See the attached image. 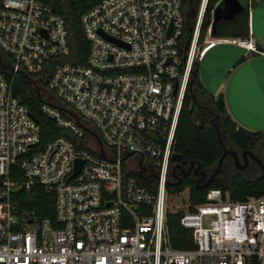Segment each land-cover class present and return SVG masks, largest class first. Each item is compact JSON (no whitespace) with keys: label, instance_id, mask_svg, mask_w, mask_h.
<instances>
[{"label":"built area","instance_id":"built-area-1","mask_svg":"<svg viewBox=\"0 0 264 264\" xmlns=\"http://www.w3.org/2000/svg\"><path fill=\"white\" fill-rule=\"evenodd\" d=\"M207 1L181 54L186 0H102L81 17L90 50L73 65L55 62L71 51L64 17L43 0H0V48L15 73L53 66L57 103L42 111L72 132L36 150L40 126L0 70V264H264V194L238 201L210 188L192 205L184 189L175 213L195 247L170 242L168 200L178 194L167 186ZM211 27L205 42L257 51L247 38L211 39ZM36 186L54 196L53 219L21 208Z\"/></svg>","mask_w":264,"mask_h":264},{"label":"trees","instance_id":"trees-1","mask_svg":"<svg viewBox=\"0 0 264 264\" xmlns=\"http://www.w3.org/2000/svg\"><path fill=\"white\" fill-rule=\"evenodd\" d=\"M54 12L61 15L66 20L69 32L70 54L60 55L55 58L56 63L86 65L89 55L90 44L86 39L82 25V15L91 7L102 0H43ZM220 0H208L201 27L200 41H203L207 30L212 25L211 34L214 30L213 12ZM202 0H186L187 24L180 40V52L184 53L187 40L193 31L196 19L199 13ZM217 34V33H216ZM246 35V34H245ZM244 34L232 33L231 36H245ZM243 60V59H242ZM0 70L8 78L13 80L15 94L21 101L27 105L38 121L41 131L40 143L36 150L42 149L55 138L64 136L72 138V132L59 126L57 122L42 111L44 103L55 104L57 98L53 90L50 89L49 81L52 75L53 66L47 65L46 70L39 75H31L24 68H19L14 72V60L12 56L0 48ZM207 97L210 102L202 105L200 98ZM222 94L215 97L207 92L199 78V61L194 64L193 77L186 92L182 110L180 113L174 152L181 155V160L188 165L196 163L195 168L200 164L198 171H205L212 174L218 167L226 147L222 140L226 136L231 144L243 151L254 150L257 146L264 153V132H255L253 136H248L238 131L237 124L229 116ZM200 110V113L198 112ZM200 115L201 123H198ZM222 121V130L219 132L213 121ZM220 134V135H219ZM78 144V142L76 141ZM78 147H83L78 144ZM176 167V162L171 161ZM264 163V162H263ZM225 160L222 163L218 176L207 187H197L196 180L184 178L178 185L167 186L169 193L179 194L184 189L190 190V202L197 205L204 202L206 193L210 188H221L229 192L233 200L242 201L250 196H260L264 194V174L261 172L254 179L247 178L240 171L225 172ZM173 168V169H174ZM260 168V167H259ZM260 171V170H259ZM179 168L172 170L170 177L174 183H178ZM128 175L135 176L136 173ZM35 192V193H34ZM34 192L30 194L23 193L25 202L20 206L22 209L36 210L41 216L54 218V196L46 193L41 186H36ZM167 224L169 228V237L172 246L176 249H192L195 247L192 231L183 227L180 223V213H171L167 215Z\"/></svg>","mask_w":264,"mask_h":264},{"label":"crops","instance_id":"crops-1","mask_svg":"<svg viewBox=\"0 0 264 264\" xmlns=\"http://www.w3.org/2000/svg\"><path fill=\"white\" fill-rule=\"evenodd\" d=\"M235 1L239 8L236 12L231 11L234 18L231 20L228 16L219 18L217 35L211 34V39L230 38L233 37L231 36L232 33L246 34L243 38L251 40L256 45L257 51H250L236 45L240 50V56L235 60H229L225 64L223 68L225 76L215 86L213 93L206 84L200 81L208 93L213 94L215 97L220 93L222 94L221 97L225 102L227 112L237 124V128L241 126L256 132H264V0ZM216 19L215 12H213V21H216ZM203 42L206 45L200 49L199 73L200 61L212 49L217 45L230 44L218 42L217 40L214 44H211L205 42L204 39ZM201 98L204 99L203 101L210 102L205 96ZM84 124L87 128H91L87 122H84Z\"/></svg>","mask_w":264,"mask_h":264},{"label":"rangeland","instance_id":"rangeland-1","mask_svg":"<svg viewBox=\"0 0 264 264\" xmlns=\"http://www.w3.org/2000/svg\"><path fill=\"white\" fill-rule=\"evenodd\" d=\"M205 36H208V35L206 34ZM200 43H201L200 48L202 46L206 45V44H204L203 41H200ZM239 52H240L239 48L234 44L217 45V47L212 49L204 57V59H202V61H200L199 78L204 84H206L208 89L211 90V93H213V91L215 90L214 89L215 86H217V84H219L221 78L223 76H225L224 72H223V68H224L225 64L227 62H229V60H235V58H238L240 56ZM200 100L202 101V105L208 104L207 100L203 101L204 100L203 98H200ZM198 112L200 113V110ZM200 118L201 117L199 115V117L197 119L198 123H201ZM213 123H214V126H216V128L220 132L222 130V121H220V120L213 121ZM251 131L256 132L254 130H251ZM222 140L225 142L226 148L230 149V147H232L231 142L229 141V139L226 136H223ZM258 154H260V155L264 154L260 147L258 149ZM148 161L149 160L146 159V162H148ZM225 172H226V170H225ZM261 172L262 171H258V172L255 171L253 173L252 172L244 173L242 171V173H244V175L250 179L256 178L258 175L261 174ZM187 199H188V192H184V193L178 194L176 196L173 195L171 198H169L168 204L170 206L172 213H175L177 210H179V208L177 206L178 205L181 206V204L186 203Z\"/></svg>","mask_w":264,"mask_h":264},{"label":"water","instance_id":"water-1","mask_svg":"<svg viewBox=\"0 0 264 264\" xmlns=\"http://www.w3.org/2000/svg\"><path fill=\"white\" fill-rule=\"evenodd\" d=\"M236 1L235 0H223L222 2H218L217 5H216V9H215V17L217 18L216 21L214 22V30L216 31L217 28L219 27V18H223V17H229V19H233L234 17H232V14H231V11H235L239 8L237 4H235ZM192 33V31H191ZM212 35L216 36L217 34L216 33H212ZM108 39L112 40V41H116L114 40L113 38H110V37H107ZM190 43V39L188 40L187 42V47ZM61 109L63 111H66L67 113H69L72 117H74L80 124V126H82L81 122H80V119L79 117L71 110H68L66 108H63L61 107ZM31 114V117L36 121L37 119L35 118V116ZM238 131H240L241 133L245 134V135H248V136H253L255 132L249 130V129H246L244 127H238ZM220 135V134H219ZM244 152H250L252 153L251 150H247V151H244ZM101 153L103 154V149L101 148ZM228 154H232L236 160V164H237V169L238 170H243L246 168V165L244 166H241L239 165L240 164V159H239V156L238 154L233 151V150H229V149H225L222 157L220 158L219 160V163H218V167L216 168V170L212 173V174H208V172H205V171H198L200 169V164L198 163L196 169H195V174L200 176V178L198 179V181L196 182V185L197 187H207L211 184V182L218 176L219 172H220V169H221V166H222V163L223 161L225 160V158L227 157ZM172 159L174 161L177 162L176 164V167L173 169V171H175L177 168H183L184 165H186L187 163L185 161H182L181 160V155L178 154V153H173L172 155ZM254 159L255 161L260 165L261 169H262V172L264 174V163L257 157V156H254ZM81 165H82V161L81 160H77L76 162V168H75V172L73 173L72 176H75L81 169ZM196 166V163H192L191 164V169L194 168ZM139 175L142 177V172H139ZM184 175H189V172H186L184 173ZM206 179V182L205 183H202L203 180ZM181 182H178V183H173V182H168V185H178L180 184Z\"/></svg>","mask_w":264,"mask_h":264},{"label":"flooded vegetation","instance_id":"flooded-vegetation-1","mask_svg":"<svg viewBox=\"0 0 264 264\" xmlns=\"http://www.w3.org/2000/svg\"><path fill=\"white\" fill-rule=\"evenodd\" d=\"M226 147V146H225ZM228 149V148H226ZM258 149L259 147L257 146L252 153L250 152H244L243 150H239L237 148H235L233 145L232 147H230L229 150H233L235 151L240 159V164L241 166L246 165V168L243 169L242 171L244 173L246 172H258L259 170L262 171L260 165L255 161L254 156H257L262 162H264V154L260 155L258 154ZM225 170L229 173L231 172V170L233 171H237V164H236V160L234 158V156L232 154H228L227 157L225 158V164H224ZM260 167V168H259ZM195 167L191 169V165H184L183 168H179V182H183L184 178H191L193 180H196V182L198 181V179L200 178V176L195 174ZM241 171V170H238ZM241 171V172H242ZM189 172V175H184V173ZM210 174V173H208ZM174 181V180H173ZM206 179L202 181V183H205ZM174 183V182H173Z\"/></svg>","mask_w":264,"mask_h":264}]
</instances>
